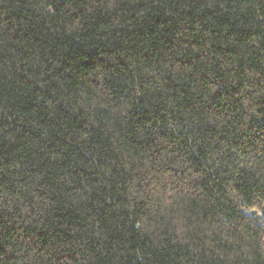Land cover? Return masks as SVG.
<instances>
[{"label": "trees", "instance_id": "1", "mask_svg": "<svg viewBox=\"0 0 264 264\" xmlns=\"http://www.w3.org/2000/svg\"><path fill=\"white\" fill-rule=\"evenodd\" d=\"M0 264H264V0H0Z\"/></svg>", "mask_w": 264, "mask_h": 264}, {"label": "rangeland", "instance_id": "2", "mask_svg": "<svg viewBox=\"0 0 264 264\" xmlns=\"http://www.w3.org/2000/svg\"><path fill=\"white\" fill-rule=\"evenodd\" d=\"M253 212L256 213V214H260V212L258 210H256V209L253 210Z\"/></svg>", "mask_w": 264, "mask_h": 264}]
</instances>
